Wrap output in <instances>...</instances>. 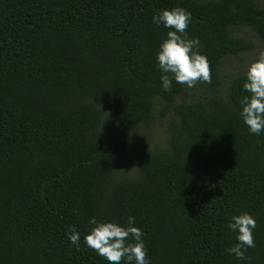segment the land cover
<instances>
[{
	"label": "trees",
	"instance_id": "trees-1",
	"mask_svg": "<svg viewBox=\"0 0 264 264\" xmlns=\"http://www.w3.org/2000/svg\"><path fill=\"white\" fill-rule=\"evenodd\" d=\"M172 7L209 60L204 98L161 90L168 30L152 16ZM245 30L264 43L258 0H0V264H107L88 220L130 215L150 264H264V132L239 116L245 72L221 89L223 60L253 48ZM242 212L255 247L238 261L227 222Z\"/></svg>",
	"mask_w": 264,
	"mask_h": 264
},
{
	"label": "clouds",
	"instance_id": "clouds-1",
	"mask_svg": "<svg viewBox=\"0 0 264 264\" xmlns=\"http://www.w3.org/2000/svg\"><path fill=\"white\" fill-rule=\"evenodd\" d=\"M192 14L183 7L160 9L152 16L157 27L167 29L155 54L156 67L160 71L161 90H171L173 82L193 88L197 82L211 83L212 73L206 54L200 51L199 38H189L186 32ZM242 91L247 93L240 99L239 116L253 135L264 132V52L251 62L245 72ZM92 227L84 234L83 243L107 264H150L143 240V230L135 217L128 216L126 223L98 220L90 217ZM227 228L235 233L236 242L226 249L236 260L245 259L248 248L255 247V217L242 212L234 214ZM69 242L79 250L81 234L74 227L67 233Z\"/></svg>",
	"mask_w": 264,
	"mask_h": 264
},
{
	"label": "rangeland",
	"instance_id": "rangeland-1",
	"mask_svg": "<svg viewBox=\"0 0 264 264\" xmlns=\"http://www.w3.org/2000/svg\"><path fill=\"white\" fill-rule=\"evenodd\" d=\"M264 5V0H258ZM245 35L249 37L253 42V48L238 56L226 57L221 65L222 70V90L224 91L227 87L230 79L241 72H246L248 65L253 62L258 56L264 52V43L261 42L251 31L245 30ZM185 95L180 96L178 101L182 99H199L204 98L208 95V92L196 84L193 88L189 89L185 86ZM167 118L158 116L156 117L153 124L149 127V134L151 136L152 145L158 148H165L167 146Z\"/></svg>",
	"mask_w": 264,
	"mask_h": 264
}]
</instances>
